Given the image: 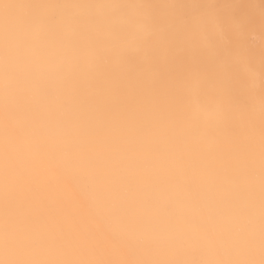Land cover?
Returning <instances> with one entry per match:
<instances>
[{
	"label": "snow or ice",
	"instance_id": "obj_1",
	"mask_svg": "<svg viewBox=\"0 0 264 264\" xmlns=\"http://www.w3.org/2000/svg\"><path fill=\"white\" fill-rule=\"evenodd\" d=\"M68 48L67 28L41 16L0 51V264H256L254 160L220 148L237 113L219 87L184 76L194 131L177 143L150 95L98 82ZM118 51L156 80L139 29ZM259 174L264 264V126Z\"/></svg>",
	"mask_w": 264,
	"mask_h": 264
},
{
	"label": "bare ground",
	"instance_id": "obj_2",
	"mask_svg": "<svg viewBox=\"0 0 264 264\" xmlns=\"http://www.w3.org/2000/svg\"><path fill=\"white\" fill-rule=\"evenodd\" d=\"M41 16L68 30L71 58L80 51L94 61L98 82L150 95L167 133L179 143L193 134L181 82L198 72L217 85L237 118L221 129L220 148L254 160L251 256L260 260V134L264 120V2L262 0H0V43L10 36L26 43L28 29ZM143 35L152 55L155 81L137 75L139 55H121L123 41ZM129 66H132L129 68ZM79 71V69H78Z\"/></svg>",
	"mask_w": 264,
	"mask_h": 264
},
{
	"label": "clouds",
	"instance_id": "obj_3",
	"mask_svg": "<svg viewBox=\"0 0 264 264\" xmlns=\"http://www.w3.org/2000/svg\"><path fill=\"white\" fill-rule=\"evenodd\" d=\"M262 2H264V0H262ZM3 50V45L2 43H0V51ZM256 264H260V260L256 261Z\"/></svg>",
	"mask_w": 264,
	"mask_h": 264
}]
</instances>
